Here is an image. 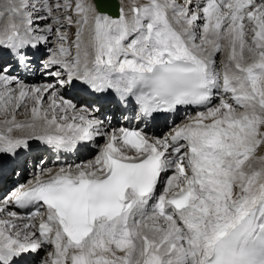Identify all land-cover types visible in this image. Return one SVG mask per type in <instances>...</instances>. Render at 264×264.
<instances>
[{"label": "snow or ice", "instance_id": "obj_1", "mask_svg": "<svg viewBox=\"0 0 264 264\" xmlns=\"http://www.w3.org/2000/svg\"><path fill=\"white\" fill-rule=\"evenodd\" d=\"M9 173L0 264H264V0H0Z\"/></svg>", "mask_w": 264, "mask_h": 264}, {"label": "bare ground", "instance_id": "obj_2", "mask_svg": "<svg viewBox=\"0 0 264 264\" xmlns=\"http://www.w3.org/2000/svg\"><path fill=\"white\" fill-rule=\"evenodd\" d=\"M73 156V154H71L69 157L71 158ZM90 159V158H89ZM69 163V162H68Z\"/></svg>", "mask_w": 264, "mask_h": 264}]
</instances>
